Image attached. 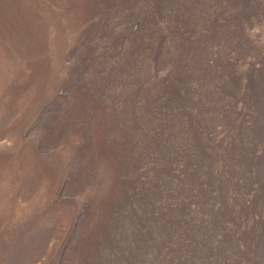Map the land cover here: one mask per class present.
<instances>
[{
	"label": "rangeland",
	"instance_id": "374dc122",
	"mask_svg": "<svg viewBox=\"0 0 264 264\" xmlns=\"http://www.w3.org/2000/svg\"><path fill=\"white\" fill-rule=\"evenodd\" d=\"M0 264H264V0H0Z\"/></svg>",
	"mask_w": 264,
	"mask_h": 264
}]
</instances>
